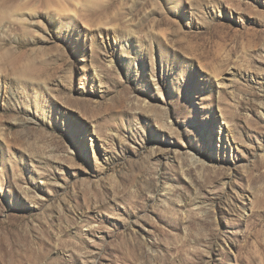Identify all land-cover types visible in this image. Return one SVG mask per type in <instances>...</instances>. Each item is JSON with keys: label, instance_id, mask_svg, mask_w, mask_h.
<instances>
[{"label": "rangeland", "instance_id": "rangeland-1", "mask_svg": "<svg viewBox=\"0 0 264 264\" xmlns=\"http://www.w3.org/2000/svg\"><path fill=\"white\" fill-rule=\"evenodd\" d=\"M0 264H264V0H0Z\"/></svg>", "mask_w": 264, "mask_h": 264}]
</instances>
